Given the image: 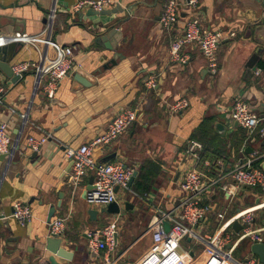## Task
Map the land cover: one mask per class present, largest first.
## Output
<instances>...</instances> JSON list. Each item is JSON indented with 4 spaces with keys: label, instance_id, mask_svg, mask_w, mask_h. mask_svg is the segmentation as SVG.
<instances>
[{
    "label": "crops",
    "instance_id": "obj_1",
    "mask_svg": "<svg viewBox=\"0 0 264 264\" xmlns=\"http://www.w3.org/2000/svg\"><path fill=\"white\" fill-rule=\"evenodd\" d=\"M75 1L0 0V29L8 34L21 31L47 36V18L56 5L51 39L66 48L73 67L79 65L90 75L89 85H83L72 72L49 98L44 85L34 95L33 65L17 82L0 69V83L6 90L0 103V122L8 123L12 139L22 127V115L28 113L15 156L6 171L5 160L0 170V264H37L41 242L49 236L48 213L53 203V218L67 217L62 238L63 246L74 253L71 264H102L107 257L116 264H136L154 245L148 232L153 217L161 211H173L187 194L181 182L188 140L208 144L202 158L221 159L226 167L264 152V135L260 132L264 122L249 134L231 115L238 99L246 101L259 115L264 114V52L252 68L248 65L261 45L255 24L261 9L255 0H200L196 10L184 6V0H177L184 18L197 16L203 28L221 30L228 36L217 51L216 73L209 70L196 43L184 47L189 55L187 63L171 60L172 42L184 31L180 26L162 27L160 17L168 0H115L112 8L120 6L124 11L111 16L91 15L90 9L74 12L71 6ZM115 18L120 19L117 27L123 32L122 39H103L107 23ZM230 32L234 35L229 36ZM261 37L264 41V35ZM112 44L113 48L108 47ZM43 50L55 55L44 44L21 42L11 64L38 63ZM153 75L157 86L150 89L147 82ZM180 98L188 99V108L172 113L169 105ZM135 106L140 108L136 122L119 139L94 153L96 161L123 160L138 171L130 191L117 189L121 211L102 212L107 206H91L85 200L94 172L74 187L69 182L73 161L66 151L89 142L118 112ZM30 135H48L37 154L27 144ZM258 163L263 166L264 159ZM211 174L216 176L218 169ZM263 200L260 189L243 187L232 196L218 184L203 196L213 211L195 228L201 234H213L223 221L218 212L224 211L228 218ZM17 201L28 203L34 214L25 226L11 216ZM59 201L61 205H57ZM90 207L99 211L95 221L87 213ZM258 212L254 226L261 228L264 209ZM113 220L118 224L117 245L110 251H90L86 231L103 228ZM233 230L229 228L228 232L235 240L238 234ZM262 234L264 237V231ZM254 243L250 238L241 240L234 257L245 260L253 256L264 264L251 250ZM183 246L191 255L189 264L205 262L204 246L197 240L188 237Z\"/></svg>",
    "mask_w": 264,
    "mask_h": 264
},
{
    "label": "built area",
    "instance_id": "obj_2",
    "mask_svg": "<svg viewBox=\"0 0 264 264\" xmlns=\"http://www.w3.org/2000/svg\"><path fill=\"white\" fill-rule=\"evenodd\" d=\"M199 2L200 0H184L182 4L196 10L199 7ZM115 5V0H76L71 9L74 12L87 9L102 11ZM180 5L177 0H168L160 17V23L165 29L182 27L180 23L185 21V26L182 27L183 34L177 37L170 47L171 60L179 64L187 63L189 55L184 51V47L189 43H196L207 59L209 70L216 73L219 67L217 51L220 44L228 36L221 30L203 28L197 16L184 18ZM56 11L55 5L48 15L47 36L21 31L8 34L0 29V46L11 42H22L44 44L53 49L54 56H51L48 50H43L38 63L20 62L13 65L14 73L21 77L33 65L34 95L44 85L49 98L54 97L59 83L76 68L68 59L66 48L51 39ZM233 35L234 32L229 33V36ZM147 85L150 89L156 88L157 79L154 75L149 78ZM5 91V87L0 83V103L4 102ZM188 106V99L180 98L169 105V110L172 113H180ZM27 115V111L22 115L23 124L15 139H12L9 133L8 123L0 122V155H6L5 171L19 147L22 131L27 122ZM231 115L232 119L245 128L249 134H252L264 122V114L259 115L254 112L243 99L235 101ZM139 116L140 108L138 106L124 108L113 117L102 133L78 148L70 147L67 149L66 155L73 161L69 182L74 187H78L84 176L90 171L94 172L92 188L87 190L85 194L87 204L108 206L113 202L118 203L116 189L131 190L130 181L137 171L136 167L126 164L123 160L99 162L96 161L94 153L100 146L109 145L119 139ZM260 132L264 135V126L260 128ZM47 139L48 135L40 138L30 135L27 137V144L33 150L38 151ZM204 149L205 145L201 141L197 139L188 140L184 151L186 159L182 166L185 171L181 182V187L187 194L180 199L173 211H161V214L153 217L148 232L152 234L154 245L136 264H189L191 255L183 246V241L188 237L197 240L204 246L207 258L203 264H260L258 259L253 256L240 260L234 257L233 251L243 239L250 238L255 243L264 241L262 234L264 227L256 228L254 226L255 212L264 209V200L255 206L242 209L228 218H226L224 211L218 212V218L223 221L213 234H201L195 227L213 211L212 205L203 201V196L215 189L218 184H222L223 189L232 196L243 187L257 188L264 193V167L258 165V161L264 159V152L241 159L232 166L226 167L221 159H203ZM199 166H202V169ZM216 169H218V174L214 176L211 172ZM11 216L22 226L30 223L34 218L30 205L21 201L14 203ZM236 220L241 223L242 229L236 232L238 238L234 240L228 229L232 228V224ZM166 222L170 223L169 230L166 229ZM66 225V216L53 218L49 222V235L62 237ZM117 228V220H113L103 228L88 229L86 235L90 251L99 253L114 249L117 245ZM233 232L235 231L233 230ZM102 264H116V261L107 257Z\"/></svg>",
    "mask_w": 264,
    "mask_h": 264
},
{
    "label": "water",
    "instance_id": "obj_3",
    "mask_svg": "<svg viewBox=\"0 0 264 264\" xmlns=\"http://www.w3.org/2000/svg\"><path fill=\"white\" fill-rule=\"evenodd\" d=\"M260 5V15L255 20L256 24V32H257V41L261 45L257 47L253 55L250 57L249 60V67H253L260 57V54L264 52V41L260 38L264 35V0H255ZM123 12L124 9L122 7H114L105 9L102 11H96L93 9L89 10V14L91 15H105V16H111L112 14H116L118 12ZM183 16H185L184 13H182ZM120 19L115 18L111 21H109L106 27V33L102 35L103 39L107 40L113 36H115V39L117 41H120L123 36V32L120 28L117 27ZM101 23V19L98 21ZM180 25L182 27L185 26V21H181ZM115 40V41H116ZM21 42H11L6 45L0 46V69L9 77L13 82L19 81L22 77L18 74H15L13 71V65L11 64V59L15 54L16 47L20 45ZM108 47L113 48V44L109 45ZM74 77L77 81H79L83 85H89V77L90 75L84 70L83 67L77 66L75 70L73 71ZM34 154H37V151L34 152ZM115 156V155H114ZM6 159L5 154L0 155V170L1 165L3 161ZM109 159L105 160L108 161ZM264 166V164H263ZM138 171H135L133 177L131 178L130 185H132L134 178L137 176ZM94 181V177H91L90 183L86 188V191L92 188V183ZM117 190V189H116ZM85 191V194H86ZM62 198V194L60 195ZM57 205H61V201L58 202ZM102 212H107L111 214L119 213L121 211V207L117 202L110 203L106 208H103L101 210ZM98 210L94 209L92 207L88 208L87 213L89 215V218L93 221L97 219L98 216ZM56 214V205L53 203L50 205L49 213H48V221L50 222L52 218ZM166 229H170V223H165ZM232 227L236 232H239L242 229L241 223L236 220L233 222ZM64 240L62 237H54V236H47L42 242H41V248L39 250L38 254V262L37 264H71L74 259V253L69 250L67 247L63 246ZM251 250L254 254L258 255L260 257V260L262 263H264V243H254L251 246ZM192 254V253H191Z\"/></svg>",
    "mask_w": 264,
    "mask_h": 264
},
{
    "label": "trees",
    "instance_id": "obj_4",
    "mask_svg": "<svg viewBox=\"0 0 264 264\" xmlns=\"http://www.w3.org/2000/svg\"><path fill=\"white\" fill-rule=\"evenodd\" d=\"M264 63L262 62L261 63V65H263ZM244 138V135L242 136V139ZM241 139V140H242ZM205 144V143H204ZM240 144H241V142H240ZM240 144H239V146H240ZM207 145L208 144H205V146H206V149H207ZM258 165H260L259 163H258ZM140 177H141V179H142V182H144L146 179H145V176H144V174L142 173L141 175H140Z\"/></svg>",
    "mask_w": 264,
    "mask_h": 264
},
{
    "label": "rangeland",
    "instance_id": "obj_5",
    "mask_svg": "<svg viewBox=\"0 0 264 264\" xmlns=\"http://www.w3.org/2000/svg\"><path fill=\"white\" fill-rule=\"evenodd\" d=\"M258 214H259V212H258V211H257V212H255V215H258ZM184 246H185L186 248H188V245H186V244H185ZM241 250H242V249H241ZM240 254H241V255H243V253H242V252H240Z\"/></svg>",
    "mask_w": 264,
    "mask_h": 264
}]
</instances>
